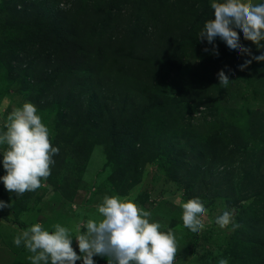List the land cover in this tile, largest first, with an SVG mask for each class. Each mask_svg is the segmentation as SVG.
Instances as JSON below:
<instances>
[{
	"label": "rangeland",
	"instance_id": "obj_1",
	"mask_svg": "<svg viewBox=\"0 0 264 264\" xmlns=\"http://www.w3.org/2000/svg\"><path fill=\"white\" fill-rule=\"evenodd\" d=\"M43 1L46 0H0V126L4 125L7 115L14 108L24 102H31L36 105L42 122L50 129L51 143L59 148V153L53 157L55 163L50 166V176L42 180L41 187L35 191H26L17 197L15 193L8 192L0 182V200L11 203L10 208L0 209V215L9 220L6 222L0 219V264H31L28 257L32 254L23 245L15 246L14 236L37 221L42 222L43 227L49 230L56 223L71 227L77 221L93 215L96 205L104 195L133 197L165 229L171 228L176 234L179 248L176 264H217L221 257L227 258L229 264H258L254 243L237 234V227H233V224H238L240 212L249 206H264V156L257 155L261 145L251 143L246 153L241 155L245 159L239 156L234 159L235 169L231 174L233 180L228 189L212 190L209 186L192 189L187 186L188 180L196 186L199 184L198 180L182 175L180 171L172 170L168 166V143L183 144L191 139L194 143L202 144L214 130V124L217 127L243 119L252 110H259L264 115V97L258 96L263 95L264 88L254 85V82L264 83V62L253 61L247 70L239 71L238 65L249 57L230 54L219 41L216 45H209L206 40L199 38L205 21L213 18L210 0H172L175 4L170 5L162 2L163 0H125L140 3L139 7H135L144 17L143 23L146 20L157 25V19L163 21L160 24L166 34L159 42L163 48L169 45L170 28L185 27L188 22L205 12L207 20L203 18L199 21L184 42L195 44L193 50L201 49L203 54H212L211 50L216 47L219 48L220 56L230 54L232 66H224L235 72L233 77L240 76L238 83H245L242 87L234 82L227 89L217 88L212 110H197L184 105L181 113L175 109H167L170 114L162 109L152 112L143 122L144 127L140 134L142 138L139 139V143L148 150L143 152V147L139 148L136 143L135 153L131 154L127 147L120 150L109 142L104 130L91 128L84 135L83 131L88 130L84 126L73 132L62 125L63 121L77 119L73 114L75 109L64 119L58 117L57 105L66 101L67 89L57 85L58 81L48 87L50 82L42 72L43 63L38 58L33 64V79L22 68H11L15 61L10 53V43L6 41L38 34L40 26H34L32 15L35 10L30 4ZM111 1L81 0L79 8L82 10L90 6L93 14L108 16ZM24 4L26 8L23 7ZM67 4L63 0L61 6ZM23 8V14L15 13ZM132 12L130 8L121 12L125 15L122 25H129V31L137 20ZM18 17H21L20 20ZM52 20L50 15L45 23L47 27ZM14 24L16 27H12ZM241 43L251 48L253 55L260 54L251 41H245L241 37ZM197 50L196 53L200 51ZM219 65L206 58H194L191 54L183 58L178 69L159 61L154 68L155 76L152 79L147 78L150 82V93L170 102L169 99L177 94L183 80L190 82L197 75L198 82L207 79L218 82L219 73L227 69ZM244 73H248L246 76L250 77L246 79L242 76ZM64 78L66 82L72 81L70 74H65ZM246 81L251 85L248 86ZM207 85L206 83L205 87ZM40 96L43 103H47L44 107H40L41 104L37 101ZM59 137H69L70 141L64 142ZM241 159L245 164L239 169ZM241 170L244 171L243 175ZM5 174L6 170L0 165V175ZM197 199L205 201L208 212L203 218L205 229L199 235H194L184 226L183 206ZM224 210L232 212L233 221L227 227L220 228L215 224L214 218ZM10 222H21L25 226L19 228ZM72 246L79 254L75 239ZM94 260L96 264H107L103 257L97 256ZM76 264L82 262L77 261Z\"/></svg>",
	"mask_w": 264,
	"mask_h": 264
},
{
	"label": "trees",
	"instance_id": "obj_2",
	"mask_svg": "<svg viewBox=\"0 0 264 264\" xmlns=\"http://www.w3.org/2000/svg\"><path fill=\"white\" fill-rule=\"evenodd\" d=\"M62 1L46 0L30 4L35 10L31 14L34 26H40L38 34L18 40L12 38L6 42L10 43V53L15 61L11 68H22L33 79V64L38 58L43 63L42 72L50 82L48 87L58 81L57 85L67 89L66 101L59 103L56 111L58 117L64 119L75 109L73 114L77 119L63 121L62 124L69 131L74 132L80 126L88 128L80 130L84 135L91 128L104 130L109 142L117 149L124 150L127 147L131 150L129 153L134 154L136 143L139 148L143 147L139 143L143 122L157 109L168 114L170 113L167 109H175L181 113L184 105L197 110H212L214 93L217 88H223L219 81L207 79L198 82L197 75L190 82L183 80L177 94L169 99L170 102L150 93V82L147 81V78L152 79L155 76L154 68L159 61L178 69L183 58L189 54L194 58L215 61L223 69L232 66L230 54L225 53L217 59L210 52L203 54L201 49L194 51L195 44L190 41L184 42L199 21L203 18L207 20L205 12L190 21L191 23L188 22L185 27H169V45L163 48L159 44L161 37L166 34V31H162L163 21L157 19V25L146 20L143 23L144 17L135 7H139L140 3L136 1L112 0L108 16L93 14L90 6L81 10V0H65L68 3L65 6H61ZM162 2L169 5L174 3L172 0ZM25 6L24 4L23 7L26 8ZM24 8L15 13L23 14ZM128 8L137 16L136 24L130 31L127 28L129 25H122L125 15L121 12ZM50 15L53 20L47 27L45 23ZM20 18L18 17L19 20ZM13 26L16 27L15 24ZM196 50L199 52L196 53ZM226 64H229L228 67L224 66ZM65 74L71 75V82L65 81ZM247 74L241 75L247 79L250 77ZM238 78L240 76L230 77L232 83L237 82L239 87L245 85L238 83ZM246 83L251 85L250 82ZM254 85L264 88V83L254 82ZM253 93L257 94L254 91ZM258 96L263 98L264 90L263 95ZM37 101L41 104L40 107L47 104L43 103L41 96ZM215 126L216 124L202 144L194 143L191 139L183 144L168 143V166L172 170L180 171L182 175L198 180L197 186L188 180L187 186L192 189L198 186L197 189L207 186L212 190L228 189L235 169L233 161L237 156L242 157L251 143L261 145L257 155L264 156V115L259 110L246 113L243 119ZM59 138L64 142L70 141L69 137ZM147 150L144 147L142 149L143 152ZM242 159L239 169L245 164ZM240 173L243 175L244 171L241 170ZM256 205L240 212L236 233L254 243L257 263L264 264V206ZM0 219L9 222L2 215ZM10 223L19 228L25 226L21 222Z\"/></svg>",
	"mask_w": 264,
	"mask_h": 264
},
{
	"label": "clouds",
	"instance_id": "obj_3",
	"mask_svg": "<svg viewBox=\"0 0 264 264\" xmlns=\"http://www.w3.org/2000/svg\"><path fill=\"white\" fill-rule=\"evenodd\" d=\"M213 18L205 21L199 38L209 45L219 41L230 54L244 59L239 71L247 70L253 61L264 62V0H210ZM251 41L259 55L241 43ZM207 51V49H206ZM212 55L220 58L219 48ZM235 76L232 69L220 72V86L227 89ZM59 148L50 141V129L42 122L36 105L24 102L11 111L0 126V165L6 170L0 182L10 193L20 196L41 187L51 174L53 157ZM11 203L0 200V209ZM183 221L187 230L199 235L206 227L208 209L203 200H193L183 206ZM230 210L214 218L220 228L232 224ZM233 227L238 225L233 224ZM73 239L79 254L73 248ZM13 244L32 255L31 264H96L94 257H103L107 264H176L178 242L175 232L140 207L133 197L104 195L96 212L71 227L56 223L51 230L37 221L14 236ZM217 264H229L221 257Z\"/></svg>",
	"mask_w": 264,
	"mask_h": 264
}]
</instances>
